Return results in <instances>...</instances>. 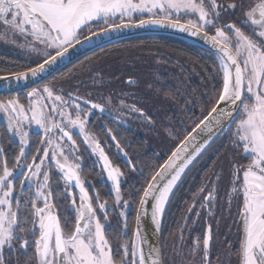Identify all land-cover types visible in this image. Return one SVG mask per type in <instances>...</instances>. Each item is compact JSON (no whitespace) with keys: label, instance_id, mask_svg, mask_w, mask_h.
Masks as SVG:
<instances>
[{"label":"snow or ice","instance_id":"6c2138e0","mask_svg":"<svg viewBox=\"0 0 264 264\" xmlns=\"http://www.w3.org/2000/svg\"><path fill=\"white\" fill-rule=\"evenodd\" d=\"M225 15L232 22L222 23ZM147 27L176 29L209 45L218 61L220 84L207 115L195 119L163 163L147 174L123 151L113 130L106 129L105 136L115 142L130 170L143 177L141 187L129 192L138 205L135 228L129 233L130 203L122 191L125 173L113 164L101 139L88 130L93 110L104 113L111 97L97 103L44 84L26 93L27 104L18 94L0 100L8 143L19 149L10 168L0 146V264H21V257L24 264H167L162 247L150 237L161 233L174 190L190 166L225 134L239 156L232 163L225 193L229 215L232 204L237 205L233 220L239 233L236 252L240 264H264V0H0V43L38 56L35 66L0 75V81L10 87L11 82L43 79L54 66L66 60L70 63V50L78 45ZM119 103L127 113L118 112L113 118L121 123L127 114L145 116L135 103ZM147 122L152 123L150 117ZM31 135L40 137L41 146L27 162ZM77 136L110 182L111 205L98 192L90 195L81 178L83 160ZM54 175L63 181L65 199L71 197L63 224L53 202ZM214 176L194 194L181 225V242L185 230L190 231L200 218L197 204L211 216L224 200L219 192L220 174ZM69 187L78 189V200ZM110 213L119 218L117 225ZM145 220L152 226L147 231ZM67 224L73 225L68 233ZM109 232L121 237L115 248ZM211 242L208 224L202 240L199 236L193 240L190 255L199 253L202 264H211Z\"/></svg>","mask_w":264,"mask_h":264},{"label":"trees","instance_id":"16d2710c","mask_svg":"<svg viewBox=\"0 0 264 264\" xmlns=\"http://www.w3.org/2000/svg\"><path fill=\"white\" fill-rule=\"evenodd\" d=\"M232 20V17L225 15L222 23ZM9 64L14 69H0V75L22 71L27 65L35 66V62L25 60ZM217 64L218 61L210 51L193 43L168 36L145 35L116 42L93 52L70 64L48 81L51 80L49 84L54 88L59 87L66 93L97 103H104L105 98L110 96L112 103L106 110L112 113H127V109L120 107V100L129 105L135 103L143 109L144 117L127 114L120 127H127L135 136L143 139L144 173L147 174L150 168L163 163L179 140L183 139L184 130L194 126L195 119L202 118V114L207 115L211 108L210 102L214 100V89L220 84ZM129 79L134 83H128ZM149 84L153 85L151 89L148 88ZM147 117L151 118L152 123L147 122ZM91 120V125L100 124L95 117ZM5 125V120L0 123V146L5 149L9 167H12L19 149L8 143ZM169 132L176 133V138L170 136ZM238 159L226 134L187 172L171 198L163 222L162 249L167 264H175L173 224L180 190L188 183L197 181L201 174L207 180H214V173H219L220 184L227 182L224 176L228 170L231 174L232 163ZM128 200L130 208L127 217L131 233L135 228L138 205L134 197ZM118 219L115 218L113 225H117ZM226 224L227 227H221L220 235L224 231L229 232L231 225L229 222ZM109 237L114 248L121 241V237L113 232H109ZM127 238L130 239L131 235ZM21 264H24L23 257Z\"/></svg>","mask_w":264,"mask_h":264},{"label":"flooded vegetation","instance_id":"af4514ba","mask_svg":"<svg viewBox=\"0 0 264 264\" xmlns=\"http://www.w3.org/2000/svg\"><path fill=\"white\" fill-rule=\"evenodd\" d=\"M17 60L18 59L14 56L0 52V69H14L12 67L13 65H10L9 63ZM50 82L51 80L45 84L51 86L49 84ZM39 86L41 87L43 85ZM56 89L59 90L61 88L57 87ZM28 91L17 93L25 104H27L25 96ZM64 93L67 94L66 92ZM17 94L0 96V100L6 101ZM116 116L117 113H112L107 110L104 113H100L98 110H93V114L89 118L90 122L88 130L92 133H95L101 139V141L105 144V151L113 161V164L119 166L125 173L124 177L122 178V191L124 193V198L126 199L127 197L132 198V196H129V192H135V190L141 187L143 183V177L140 175L139 171L133 172L130 170L129 166L125 162L123 154L116 148L115 142L105 136V131L107 128H111L113 130V133L116 135L117 141H119L123 151L127 152L128 157L138 165V168L143 169V171L144 141L142 138L135 136L132 130H129L127 127H120V120L113 118ZM92 117H95V119L100 122V124L96 126L91 125L90 123H92ZM125 118L126 116L123 117V120H125ZM2 122H4V119L2 116H0V123ZM141 124H143V122H141ZM116 132L118 134H116ZM81 139L82 138L77 136V143L80 147V153L83 160L81 178L87 182L86 187L88 188L90 195H94L95 192H98L101 200H107L111 205L113 203L114 193L110 192V182L106 181V174L101 173L100 167L93 163L96 157L90 155V150L81 142ZM39 141V136L31 135L29 142L30 147L27 150L29 151L30 155L27 162L31 161V153H34L36 148L41 146ZM224 179L227 180V182L223 184H220L219 182L220 196L224 197V200H221L217 203V206L212 210L213 214L211 216L208 215L207 210L199 209V205L197 204V210H200L201 212L200 218L195 226H191V220L195 219L194 210L191 214V219L189 220L191 230H185L182 242L179 239L181 235L180 230L181 225L184 223V217L189 215L187 209L191 206L193 202V196L195 193H197L198 188L202 183L207 181V177L201 174L197 181L188 183L178 193V202L174 212L175 216L173 224V236L175 241L173 260L175 264H202L199 253H197L195 256L190 255V246L197 236L201 237L202 240L203 234L206 231L208 224H211L212 226V242L210 252L211 264H240L239 256L236 252V250L239 248V233L237 232L236 226L233 224V220L236 217L237 205L235 203L232 204L231 215H229L226 204L227 198L225 196V193L230 187L231 174H229V170L224 176ZM52 186L54 189L53 202L56 204V211L61 215V222L63 224L64 214L71 202V197L65 199L63 181L57 180L55 175L53 176ZM68 191L71 192L72 195L76 196L78 200V189L75 187H69ZM69 215L71 214L69 213ZM109 215L113 223L117 217L116 213H110ZM227 222H229L231 225V231L228 233L227 231H224L222 235H220L221 227H223V225L224 227H227ZM72 226V224L65 225V232H70Z\"/></svg>","mask_w":264,"mask_h":264},{"label":"water","instance_id":"95a60500","mask_svg":"<svg viewBox=\"0 0 264 264\" xmlns=\"http://www.w3.org/2000/svg\"><path fill=\"white\" fill-rule=\"evenodd\" d=\"M145 35H161V36L173 37V38H176V39H179V40H184V41L193 43V44H195L197 46H200V47L205 48L206 50L210 51L209 45H207L203 41V39H201L200 37H193V36H190L187 33L180 32V31H178L176 29L167 28V27H164V28H161V27H147V28L125 29V30H123L120 33H111V34H109L108 37H104V38L98 40L97 42H95V43H93L91 45H87V44H85L83 46L78 45L77 48L74 51L70 50V52H71V62L70 63L66 60L63 63H61V64H59L57 66H54L53 70L50 73L45 74L43 79H37L35 81L30 80V81H28L26 83L25 82H21L18 85L15 82H11V86L10 87H9V83L8 82L0 81V96H3V95H14V94H17V93H21V92H25V91L31 90L32 87H37V86L41 85L42 83L48 81L50 78L55 76L57 73H59L61 70H63L64 68H66L70 64L76 62L77 60H79V59H81V58H83V57H85V56H87V55H89V54H91L93 52H96V51H98V50H100L102 48H105V47H107L109 45H112V44H114L116 42H120V41H123V40H126V39L135 38V37L145 36ZM217 140L218 139H216L215 142ZM214 143H212L211 146ZM191 167L192 166H190V168ZM187 172H186V174H187ZM184 177L185 176L182 177V180H183ZM181 182H179V185L181 184ZM176 190L177 189L174 190V193H175ZM167 209H168V207H167ZM165 215H166V213H165ZM164 218H165V216H164ZM163 222H164V220H163ZM144 223H145V230L146 231L151 229L152 226H151L150 220H145ZM162 229H163V224H162ZM150 239L158 241L159 245L162 247V231H161V233L158 234V237H150Z\"/></svg>","mask_w":264,"mask_h":264},{"label":"rangeland","instance_id":"374dc122","mask_svg":"<svg viewBox=\"0 0 264 264\" xmlns=\"http://www.w3.org/2000/svg\"><path fill=\"white\" fill-rule=\"evenodd\" d=\"M0 52H4L7 55L14 56L18 60L21 59V60H25V61H29V62L30 61H32V62L38 61L37 54L31 53L27 49H20L18 47L13 46V45H6V44L0 43Z\"/></svg>","mask_w":264,"mask_h":264}]
</instances>
